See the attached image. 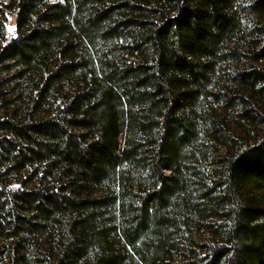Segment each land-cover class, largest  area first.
I'll use <instances>...</instances> for the list:
<instances>
[{
    "label": "trees",
    "instance_id": "obj_1",
    "mask_svg": "<svg viewBox=\"0 0 264 264\" xmlns=\"http://www.w3.org/2000/svg\"><path fill=\"white\" fill-rule=\"evenodd\" d=\"M0 264H264V0H0Z\"/></svg>",
    "mask_w": 264,
    "mask_h": 264
},
{
    "label": "rangeland",
    "instance_id": "obj_2",
    "mask_svg": "<svg viewBox=\"0 0 264 264\" xmlns=\"http://www.w3.org/2000/svg\"><path fill=\"white\" fill-rule=\"evenodd\" d=\"M13 23H14V15H10L9 20H8V27L9 29H13ZM10 33H12V31H9Z\"/></svg>",
    "mask_w": 264,
    "mask_h": 264
},
{
    "label": "snow or ice",
    "instance_id": "obj_3",
    "mask_svg": "<svg viewBox=\"0 0 264 264\" xmlns=\"http://www.w3.org/2000/svg\"><path fill=\"white\" fill-rule=\"evenodd\" d=\"M9 31H14L13 29H9Z\"/></svg>",
    "mask_w": 264,
    "mask_h": 264
}]
</instances>
